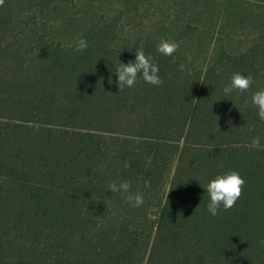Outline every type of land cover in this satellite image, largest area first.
Returning a JSON list of instances; mask_svg holds the SVG:
<instances>
[{"label": "trees", "instance_id": "trees-1", "mask_svg": "<svg viewBox=\"0 0 264 264\" xmlns=\"http://www.w3.org/2000/svg\"><path fill=\"white\" fill-rule=\"evenodd\" d=\"M152 3L118 0L90 17L82 0L0 7V264H264V121L252 104L264 42L205 65L181 45L166 57L142 14ZM137 49L163 84L138 77L121 92L115 70ZM234 73L254 83L225 96ZM230 170L243 194L213 217L206 186ZM121 181L141 207L109 191Z\"/></svg>", "mask_w": 264, "mask_h": 264}, {"label": "rangeland", "instance_id": "rangeland-1", "mask_svg": "<svg viewBox=\"0 0 264 264\" xmlns=\"http://www.w3.org/2000/svg\"><path fill=\"white\" fill-rule=\"evenodd\" d=\"M82 1L84 7L76 11L87 17L118 3V0ZM150 7V11L142 14L150 17L155 37L160 41H178L189 61L199 65H205L223 51H241L247 45L264 42V0H153ZM63 30L67 32V28ZM230 229L239 231L235 225ZM258 230L264 234V222ZM237 261L258 264L263 259L250 260L245 256Z\"/></svg>", "mask_w": 264, "mask_h": 264}, {"label": "clouds", "instance_id": "clouds-1", "mask_svg": "<svg viewBox=\"0 0 264 264\" xmlns=\"http://www.w3.org/2000/svg\"><path fill=\"white\" fill-rule=\"evenodd\" d=\"M5 0H0V7L4 6ZM88 44L80 39L76 46V52L85 51ZM179 48V44L174 41L161 40L157 46V51L166 56L173 57ZM117 76V87L123 92L125 88H132L137 83L138 77H142L145 83L159 87L163 80L159 76V66L153 63L151 56H146L143 49L135 51V61H129L126 65L119 62V67L115 70ZM111 83V81H109ZM254 79L252 76H244L240 73H234L231 76L230 83L223 88L225 96L232 93H246L250 90ZM252 104L258 109L257 115L261 121H264V90H259L252 95ZM249 131H252L249 128ZM249 150L261 149L260 137H252L249 144L246 145ZM127 167V165H125ZM245 180L236 171H228L222 175L216 176L208 182L206 191L209 197L207 211L213 217H216L219 211L231 210L243 194ZM145 187L150 188L149 181H145ZM112 193H120L124 202L131 207L139 208L144 204V194L142 192L132 193L129 181H121L119 184L112 182L108 186ZM261 247H264V240L259 241Z\"/></svg>", "mask_w": 264, "mask_h": 264}]
</instances>
